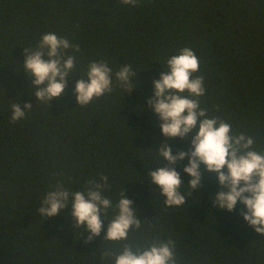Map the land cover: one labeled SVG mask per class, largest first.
Wrapping results in <instances>:
<instances>
[{
  "label": "trees",
  "instance_id": "16d2710c",
  "mask_svg": "<svg viewBox=\"0 0 264 264\" xmlns=\"http://www.w3.org/2000/svg\"><path fill=\"white\" fill-rule=\"evenodd\" d=\"M47 32L80 49L65 51L75 56V67L48 106L36 100L23 70L24 48H35ZM183 47L200 61L194 75L204 77L200 105L208 116L253 136L256 150L264 151V0H139L136 6L0 0V264H101L105 248L118 253L124 243L143 247L169 238L176 242V264H264V235L242 219L244 206L238 201L231 212L212 207L209 197L219 190L215 173L201 165V186L189 190L184 206L169 208L148 178L165 139L147 107L152 81ZM99 60L112 69L113 90L76 105V80ZM125 64L138 71V83L127 93L114 75ZM25 103L31 110L12 122V104L23 111ZM168 145L173 154L190 150L179 138ZM186 165L187 157L175 165L182 186L190 179L182 171ZM100 176L108 177L104 195L113 206L123 190L141 219L127 241L103 240L104 225L85 243L88 233L71 226L70 204L56 216H39L40 201L57 182L75 192ZM113 215L114 207L105 223Z\"/></svg>",
  "mask_w": 264,
  "mask_h": 264
},
{
  "label": "clouds",
  "instance_id": "9594fccd",
  "mask_svg": "<svg viewBox=\"0 0 264 264\" xmlns=\"http://www.w3.org/2000/svg\"><path fill=\"white\" fill-rule=\"evenodd\" d=\"M121 5L136 6L139 0H119ZM69 48L79 52V46L53 32L43 34L33 49L24 48L23 70L31 79L36 100L46 104L62 95L65 77L73 73L75 56L65 55ZM200 61L189 47L179 49L178 54L167 58L159 79L152 81L153 94L147 107L158 116V127L164 141L155 149L159 163L148 173L152 185L159 189L164 207H182L187 203L189 190L201 186V165L208 173H215L219 190L210 196L212 207L233 211L237 202L244 206L242 219L258 234L264 235V151L255 148L253 136L233 131L232 125L219 117L208 116L200 105L205 94L204 77L199 72ZM148 68V67H147ZM146 69V68H145ZM131 65H123L115 72L119 86L130 92L137 85L136 73ZM113 72L104 60L89 63L86 77L76 80L73 88L76 105L86 106L113 90ZM133 78L136 83L134 84ZM32 104L25 103L22 111L12 104L11 121L25 117ZM172 138L189 142V151L179 150L173 154L168 145ZM187 157L182 171L190 179L182 186L180 173L175 170L177 162ZM167 161L166 166H159ZM223 169V170H222ZM110 190L107 176L90 179L84 190L70 191L57 182L40 201V217H53L70 204L72 225L83 228L90 243L104 228L103 240L127 241L130 231L141 228L133 201L124 197L123 190L113 206L104 192ZM71 197V200H69ZM113 217L105 223L109 209ZM103 215V218L101 216ZM176 242L173 239L154 240L146 246L124 243L117 253L111 248L100 252L101 264H176Z\"/></svg>",
  "mask_w": 264,
  "mask_h": 264
}]
</instances>
